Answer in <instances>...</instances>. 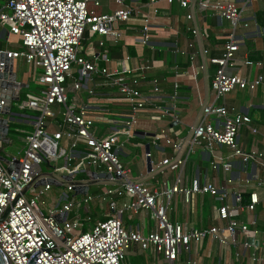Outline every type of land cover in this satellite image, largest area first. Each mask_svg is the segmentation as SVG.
<instances>
[{"label":"built area","instance_id":"obj_1","mask_svg":"<svg viewBox=\"0 0 264 264\" xmlns=\"http://www.w3.org/2000/svg\"><path fill=\"white\" fill-rule=\"evenodd\" d=\"M156 1L147 2L152 5V14L158 10L154 5ZM163 1L166 4L176 1L187 9L184 18L192 38L188 40L187 49L174 47L173 51L188 57L190 75L195 77L205 69V57L214 68L209 77L212 99L200 105L199 115L187 133L172 138L159 128L151 134L153 142L163 139L171 154L151 163L149 172L176 170L170 183L162 181L159 185L131 175L117 149L134 130L137 113L141 110L152 109L154 113L150 117L153 119L178 120L177 81H173L172 92L163 96L157 77L147 74L149 63L130 66L125 55L119 65L109 68L105 64L108 57L102 37L96 39V49L92 48L91 41L85 45L82 42L84 31L89 35H109L115 41L120 35L117 24L138 18L136 40L141 45H151L148 10L121 3L111 11L96 12L92 5H97V0H0V39L12 34L20 46L0 50L7 51L12 68L14 60L20 56L33 68L38 67L40 89V93L28 92L20 101L19 108L35 111L32 126L25 132L16 154L6 156L7 162L0 160V249L10 264H28L30 260L31 264H129L127 255L132 246L147 252L152 264H208L188 255L197 252L204 238L215 241L222 249L234 247L235 261L225 264H244L245 256V263H264V254L254 250L246 253L236 248L238 245L250 248L248 238L258 232L256 228H249L248 222L239 215L244 210L252 212L257 206L264 207V194L259 195L253 189L244 197L243 187L250 179L233 177L231 162L218 150L223 145L229 155L242 164L254 161L264 165V150L254 144V136L259 131L250 116L223 100L233 89L252 91L264 84L262 60L251 59L245 53L237 62L236 51L242 42L237 32L246 28L249 21L256 23L254 16L243 14L244 5L250 0H240L241 4L238 0ZM193 6L228 22L229 31L219 56H207L208 50L201 44L206 31L195 24ZM1 64L3 62H0V72ZM236 64L254 66L255 72L249 76L239 67L232 72L225 71L226 67ZM102 84L115 89L127 106L121 123L104 134L98 132L95 121V117H101L102 107L90 100L83 102L78 96L80 91L93 95ZM143 84L147 85L145 90ZM67 90L72 91L70 100ZM3 103L4 96H0V108ZM93 110H99L100 114ZM242 128L245 137H242ZM199 145L211 154L210 167L222 170L221 184L198 174H184L189 152ZM9 164L12 167L7 170ZM88 170L95 176L74 178L76 173ZM63 174L69 175V179ZM55 181L71 194L61 191L57 197L45 201L41 197ZM91 182L102 184L92 194L88 192ZM83 185H86L84 192ZM261 185L264 180L255 178L253 187ZM202 193L217 200L211 207L215 223L194 227L172 219L173 195L187 203L194 195ZM76 194L80 197L76 198ZM91 201L105 204L108 211L84 228L79 215L68 212L82 205L85 213L82 218L90 219L87 212L91 210ZM142 210L152 219V228L142 231L124 224L123 212L131 217ZM249 221L254 224L255 216ZM75 228L80 231L73 232ZM261 241L264 245V229ZM182 254L187 257L183 259Z\"/></svg>","mask_w":264,"mask_h":264},{"label":"crops","instance_id":"obj_2","mask_svg":"<svg viewBox=\"0 0 264 264\" xmlns=\"http://www.w3.org/2000/svg\"><path fill=\"white\" fill-rule=\"evenodd\" d=\"M97 1V5H92L96 12L111 11L119 7L121 3L132 6H142L143 10H148L151 24L149 38L151 45H141L136 40L140 26V20L138 18H132L127 21L119 22L117 27L120 35L115 41H113L112 37L109 35L100 36L97 34L89 35L87 33L83 37V45H85L88 41H91L92 48L96 49L98 48L96 45V39L102 37L104 40V45L102 46L106 48V55L108 57V60L105 64L109 68L113 67L114 64H118L120 58L124 57L125 55H128L126 63L130 66L139 62L149 63L150 68L147 70V74L148 76L157 77L158 84L160 86V93L163 94V96L169 95L172 92V84L174 80L178 83L177 90L179 91V94L176 97L178 120L175 121L169 119L168 117L153 119L150 117V115L154 113L152 109L146 108L141 110L137 113V123L134 127V130L117 149L119 156L129 155L131 153V149L137 152V155L133 153L136 155V159L130 161V165L121 159L130 170V166L133 165L135 169L133 176H142L143 180L148 184L160 185L162 181L170 183L176 174V170H164L163 172H149V170H146V156L149 158L151 165V163H154L163 156H169L171 154L169 145L165 143L163 139H157L153 142L151 134L154 130L159 128H162L164 132L172 138L175 135L180 136L187 133L188 127L197 119L199 115L200 105L212 99V93L209 86V77L213 71L214 64L208 62L205 57V69L198 72L195 77H192L190 75L191 68L188 57L185 54L174 53V47L187 49L188 40L192 38L190 32L186 29L188 21H186L184 18V13L187 11V9L180 7L176 1H173L170 4H166V2L163 0L156 1L154 5L157 6L158 10L155 14L151 13L152 5L147 4L148 0H120L121 2L118 0ZM237 3L241 4V1L238 0ZM253 5L254 0L247 1L244 5V16H254L256 23L249 21V24L246 28L237 32V36L240 37L242 41L238 50L236 51L237 62L241 60L245 53L250 57V52L254 50L251 42L256 41L255 34L259 35L262 31H264V17H262V19H258L256 17V9H254ZM191 10L194 14L195 24L202 26V28H204L206 31V35L201 39V44L207 48V56H219L222 51L224 40L226 39L229 31L228 22L221 17L210 14L209 11L198 10L195 6H193ZM262 35L263 33L260 34L261 37ZM14 40L15 41L12 42L17 43L15 38ZM12 42L8 41L7 43ZM193 46L196 48L198 45L195 43ZM0 48L10 49L6 45L3 47L0 46ZM260 54L261 57L250 58L260 59L264 62V55L263 53ZM195 60L198 61L199 57H196ZM238 67L241 69V71L251 76L252 66H239L236 64L231 67H226L225 71L232 72ZM146 88L147 85L143 84L142 89L145 90ZM263 91L264 84L258 85L252 91L245 88H237L227 92L223 98L226 104L232 105L234 108L248 113L252 124L255 125L259 131L258 134L254 136V144L257 148L262 150H264V117L260 116L257 108L263 107H258L255 105L259 104V106H261L264 105V102L256 103L255 101H252L251 93ZM78 96L83 102L90 100L91 103L97 104L96 106L102 107V114L99 113V110L92 111L93 113H98L101 116L95 117V121L99 126L97 127L98 132L102 134L108 132L110 127L119 125L127 111V106L121 95L117 93L112 87L106 86L104 84H102V86L96 87L95 94L93 95H88L86 92L80 91ZM15 114V112L12 114L13 118H17L21 120L20 122L27 125V128L20 130L23 132V134H25V132L31 128L32 120L29 121L27 118L14 117ZM19 114L32 118V116L26 115L25 113ZM241 133L242 137H245L246 133L244 128H242ZM144 143H148L147 152H149V155H144V153H147L144 151ZM218 150L224 157H226L227 160L231 162V175L233 177H247L250 179L249 184L243 187L245 190L244 197L247 196L248 191L253 189H255L259 195L264 194V185L253 187V181L255 178L264 180V165H260L254 161L242 164L238 158L229 155V150L223 145L220 146ZM210 156L211 154L209 151L202 145L196 146L192 151L189 152L187 156L186 163L183 167L184 174L187 176L198 174L201 178H208L218 185L221 184L223 179L222 170L218 169L216 171L210 167L208 163ZM84 175L86 176L87 173H84ZM173 200L179 201L182 205L180 214L178 216L176 215L175 210L174 212H171V217L173 220H178L180 222L186 223L187 225H193L194 227H207L215 223L211 207L212 205L217 204V200H215L214 197L208 193L196 194L187 203L182 202L178 195H173L171 201ZM119 201L120 199H118V203ZM91 211L92 209L90 212ZM107 211L106 205L102 204V217ZM205 211L206 214H204ZM90 212H87V214H89L92 221L100 217L96 212ZM140 212V224L137 223V221L131 226L129 220L132 219V216L128 217L127 212H125V216L122 218L124 224L129 228H152L153 221L152 227H148L147 222L144 221V215L148 213L143 210ZM252 216H255L254 224L249 221ZM239 218L248 222L249 228H256L258 232L254 234V237L251 236L248 238L252 247L250 246V248L247 249L238 245L236 248L238 250L241 249L246 253L254 250L257 254H264V245L261 241L262 229H264V207L261 205L257 206L252 212L244 210L239 215ZM205 219L209 220V222L206 224L204 223ZM193 221L198 222L199 225L195 226ZM243 239H245V237H243ZM233 248L234 247L231 246L229 249H222L215 243V241L204 238L201 241L197 252H192V254L188 255L191 257L194 256L200 263H233L235 261L233 256ZM135 252L140 254L144 253L137 247L132 246L131 250L128 251V255H134ZM145 254H147V252H145ZM147 256L149 257L148 254ZM181 257L185 259L187 256L185 257V255L182 254ZM243 259L244 264H264L262 262L245 263L246 256L243 257L242 260ZM149 262L152 264V259L150 257Z\"/></svg>","mask_w":264,"mask_h":264},{"label":"rangeland","instance_id":"obj_3","mask_svg":"<svg viewBox=\"0 0 264 264\" xmlns=\"http://www.w3.org/2000/svg\"><path fill=\"white\" fill-rule=\"evenodd\" d=\"M254 9H256V14L257 11L261 10L264 8V0H254V5H253ZM263 33L264 36V31H262L260 34ZM257 34H255L256 36V41L251 42L252 47L254 48L253 50V54H257L258 57H261L260 53H263L264 55V40L263 38ZM5 39L1 38L0 40V46L3 47L4 45H6L9 48H14V49H19L20 46L17 43H13L12 41H15L14 38L15 36L10 34L8 36H4ZM7 40L12 42V43H7ZM13 69L15 72V77L18 80H22L25 81L27 83V86H22L19 88V97L16 100H12L11 103L14 106V111L16 114L14 115V117H23V118H27L30 120H32L31 117L25 116V115H21L19 113H25L26 115H35V111L28 109V108H19V103L21 100H23L24 98H26V94L28 92H34V93H40V89L38 88L37 85V75L39 73V68L38 67H32L28 62H26L24 60V58L22 56L16 58L13 62ZM252 70V74L254 72V67L252 66L251 68ZM259 93V94H258ZM72 95V91L67 90V98L68 100H70V97ZM21 97V98H20ZM251 97H252V101H255L256 103H260V102H264V91L263 92H257V93H251ZM258 107H263L264 105L259 106V104L255 105ZM9 121H16V122H20L21 120L17 119V118H13V116L11 117V119ZM21 129V128H20ZM23 129V128H22ZM8 136H9V141L6 143H3L1 149H0V153L3 156H9L12 154H16V151L19 149V146L22 144L23 142V138H24V134L21 131H11L8 132ZM135 153L137 155V152L133 151V149H131V153L129 155H125V156H119L121 157L122 160H124L126 163H128L130 165V161L136 159V155L133 154ZM131 167V175H133L135 173V169L132 166ZM78 177H85L84 173H76L74 175V178H78ZM101 183H89V187H88V192L92 194L93 191H97L99 190V187L101 186ZM61 191L65 192L66 194L70 195L71 192L70 191H66L64 185L61 184H53L51 185V187L46 191L45 194L42 195V199H44L45 201H49L51 197H57ZM75 197H80L78 194L75 195ZM175 203V204H174ZM89 206L91 207L90 209H92V211L96 212L98 216H102V205H96L95 201L94 202H89ZM171 206H172V210L171 212H174L176 215L178 216L180 214L182 205L179 201H172L171 202ZM174 207V209H173ZM105 208V207H104ZM91 211V212H92ZM90 212V213H91ZM68 214H72V215H79V220L82 221L83 223V227L86 228L88 225L91 224L92 219H83L82 217L84 216V211L82 210V205L78 206L77 208H75L72 211H69ZM204 214H206V211L204 212ZM125 216V212L122 213V218H124ZM140 217H141V212L138 211L137 213L132 215V219L129 220L130 225L132 226L134 224V222H137L140 224ZM144 221L147 222L148 227H152V219L149 217L148 214L144 215ZM209 220L205 219L204 223H208ZM193 223L195 224V226H198L199 223L196 221H193ZM142 231H146L147 229L144 227L141 228ZM80 230L75 228L73 229V232L78 233ZM131 250V247L129 248L128 251ZM144 253L140 254L138 252H135L134 255H139L142 258L143 264H150L149 262V257L147 256V254H145V251H143ZM132 255H127V260L128 262H130L129 264H132L131 260H132ZM137 263L139 264L141 262V259H137L136 260Z\"/></svg>","mask_w":264,"mask_h":264},{"label":"water","instance_id":"obj_4","mask_svg":"<svg viewBox=\"0 0 264 264\" xmlns=\"http://www.w3.org/2000/svg\"><path fill=\"white\" fill-rule=\"evenodd\" d=\"M0 62L2 71L0 72V96H4V103L0 108V149L3 143L8 142V122L12 117L14 111L10 109L11 101L16 100L19 97V88L22 86H27L25 81H20L16 79L14 69L12 68L11 60L7 56V51L0 50ZM144 151H148V143H144ZM146 170L150 168V160L146 156ZM0 160L3 162H7V158L0 153ZM12 165H7L6 169L9 170ZM87 175L90 177H94L95 173L93 171H86ZM108 176V173L105 175ZM64 178H69L68 175H63ZM39 182H42L40 180ZM54 184H57L55 181ZM86 190V185L82 186V191ZM57 220H59L57 218ZM0 264H10V261L4 255L2 250L0 249ZM28 264H31V260Z\"/></svg>","mask_w":264,"mask_h":264},{"label":"trees","instance_id":"obj_5","mask_svg":"<svg viewBox=\"0 0 264 264\" xmlns=\"http://www.w3.org/2000/svg\"><path fill=\"white\" fill-rule=\"evenodd\" d=\"M256 17L258 19H262V17H264V8L261 9V10H259V11H257ZM85 34H87V31H84V35ZM262 38L264 40V36L263 35H262ZM250 57H258V55L257 54H253V51H252V52H250ZM26 96H27V94H26ZM10 109L11 110H14V106H13L12 103L10 105ZM257 109H258V111L260 113V116L264 117V108H257ZM24 128H27V125L24 124V123H22V122H15V121H9L8 122V132H11V131H20V130H24ZM131 257H132V260H131L132 264H138L137 261H136L137 259H139V260L141 259V262L139 264H143V261H142L141 256H139V255H137V256L136 255H132Z\"/></svg>","mask_w":264,"mask_h":264}]
</instances>
